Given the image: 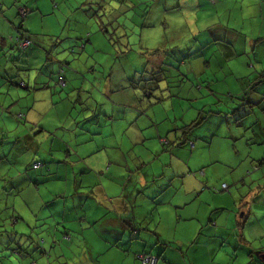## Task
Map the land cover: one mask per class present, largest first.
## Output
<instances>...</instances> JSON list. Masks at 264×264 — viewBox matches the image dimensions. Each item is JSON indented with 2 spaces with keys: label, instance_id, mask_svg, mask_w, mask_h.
Segmentation results:
<instances>
[{
  "label": "crops",
  "instance_id": "obj_1",
  "mask_svg": "<svg viewBox=\"0 0 264 264\" xmlns=\"http://www.w3.org/2000/svg\"><path fill=\"white\" fill-rule=\"evenodd\" d=\"M15 1L0 0V44L4 47L11 45L5 38L17 34L19 8L12 7ZM34 1L36 5L28 3L34 11L25 20L22 32L34 39L28 52L31 65L37 68L29 67L32 71L23 74L25 82L17 74L11 84L15 92L25 88L36 95L30 112L39 120L55 112L58 115V107H51L55 99L48 74L37 70L49 66L53 73L62 62H67L64 52L73 44L64 43L58 35L52 36L50 45L43 42L42 37L46 35L32 29L28 21L48 12L51 1ZM61 1L65 5L66 2ZM158 2L169 25L180 27L169 35L168 42L163 40L159 44L160 49H166L158 50L160 53H170L158 56L155 61L159 63L158 70L161 66L175 70L174 65L179 64L177 77L182 84L187 76L181 68L197 60L209 65L213 62V50L218 52L214 63L219 68L230 67V62L234 61L246 69H254L255 75L238 79L242 81V90L237 91L238 101L231 103L226 114L219 112L221 121L211 118L209 137L205 133H194L196 139H193L180 131L173 137V148L164 151L169 155L162 158L150 154L152 158L148 162H139L136 167L123 151L129 152L139 145L132 138L133 113L128 116V101L123 99L120 101L125 104L119 110V100L109 98L111 90L106 86L101 95L105 102L94 101L92 115H86L81 131L91 137L99 135L102 144L89 150L92 138L79 141V145L84 144L88 150L80 155L81 160L95 169L85 167L83 174H91L89 179L95 180L94 185L90 191L70 194L79 198L71 205L64 201L58 210L45 213L42 209L47 207L45 202L42 208L34 211L30 229L19 238L24 241L30 236L41 255L36 252L29 258H20L23 264H143L137 257L139 254L157 256V264H264V105L242 102L249 89L244 80L255 79L264 71V0ZM200 21H206L204 28L199 27ZM78 44L76 42L75 46ZM181 48L186 57L181 54ZM176 53L182 58L177 59L176 64L167 63V56ZM251 53L255 61H251ZM66 64L71 69L70 63ZM170 74L173 72L165 71L167 80ZM163 82L170 84L161 80L154 94L163 95L161 92L166 90H160ZM136 88L144 97L154 98L146 96L143 87ZM7 92L11 94V90ZM253 94L256 97L264 95L262 88L257 87ZM169 95L172 96V92ZM258 109L262 112L255 114ZM7 110L6 113L10 112ZM118 120H121V152L110 155L106 151L110 148L107 141L111 139L115 146L118 145ZM218 125L219 128L228 127L226 135H219ZM135 129L142 128L136 124ZM41 132L42 128L35 125L30 134L35 137ZM138 142L142 141L138 138ZM113 149L118 152V148ZM42 176L37 173L30 176V189H39ZM224 183L228 184V190L211 191L214 187L221 189ZM88 186L87 178L82 179L80 188ZM31 195L35 193L31 191Z\"/></svg>",
  "mask_w": 264,
  "mask_h": 264
},
{
  "label": "rangeland",
  "instance_id": "obj_2",
  "mask_svg": "<svg viewBox=\"0 0 264 264\" xmlns=\"http://www.w3.org/2000/svg\"><path fill=\"white\" fill-rule=\"evenodd\" d=\"M50 1V10L44 15H35L28 24L36 32L46 35L42 37L46 45L52 43V36L55 35L60 36L64 43L70 41L72 47L77 42L74 43L73 39H78L79 43L75 48L76 55L71 53V49L64 52L68 56L66 63L71 65V69L68 66L67 70L62 71L66 78L65 86L58 85L59 68L53 73L49 66L37 70L48 74L47 79L51 82L55 99L51 107H58V115L55 112L38 120V116L30 112V104L36 95H31L25 88L15 92L11 83L17 74L21 73L23 78L24 73L32 71L29 67H35L31 65V53L22 55L21 63L14 66L13 51L8 52L15 43L7 44L6 47L0 44V264H23L24 260L20 258H29L36 252L41 255L30 238L23 241L17 235L30 229L34 211L42 208L45 202L47 207L42 208L45 213L51 209L58 210L64 201L71 205L79 198L70 194L90 191L94 185L95 180L89 179L91 174H83L85 167H90L93 171L95 169L81 160L80 155L88 150L84 144L79 145V141L92 138L89 150L102 144L99 135L91 137L87 132L81 131L84 130L83 120L86 115H92L94 101L105 102L101 95L106 86L111 90L109 98L119 100V110L125 104L120 101L123 99L128 101V116L133 113L132 138L139 145H135L129 152L125 149L123 151L129 162L136 167L139 162H148L152 156L159 155L163 158L169 155L164 154V151L173 148V137L180 131L193 139H196L194 133H205L209 137L211 118L221 121L219 112L226 114L231 103L238 101L237 91L242 90V81L238 79L256 73L254 69H246L241 63L234 61L230 62V67L219 68L214 63L218 52L212 50L213 62L209 65L197 60L192 65L181 68V72L187 76L181 84L177 77L179 64L176 63L182 55L187 56L182 54L181 48L182 55L176 53L167 56L166 62L176 65L175 70L163 68L173 74H170L169 85L167 82L160 85V90L166 88L161 92L163 95L160 92L154 94L160 101L148 99L136 87H145L146 84L150 87L152 82L149 81L151 77L148 72L158 71L159 63L155 61L160 54L169 55L166 51H158L166 50L160 49L159 44L163 40L168 42L169 35L180 29L169 25L158 0H64L65 5L61 0ZM26 2L36 5L37 1L21 0L22 5ZM58 5L59 8L55 9ZM205 25L206 21H200V28ZM192 27L196 29L194 24ZM159 35L161 37L158 39ZM5 39H8L7 42L11 40L10 37ZM186 40L189 41L190 38L187 37ZM84 46L85 49H82ZM249 55L252 57L251 61H255L253 54ZM243 58L249 63L246 56ZM262 58L264 59V54ZM166 62L163 61V64ZM131 79H134V84ZM252 80L254 79L248 81L246 78L244 81L251 87L254 84L251 83ZM257 88H262L264 94V82L258 84ZM8 90H11L10 95L7 94ZM170 92L172 96L169 95ZM243 99L264 105V95L256 97L251 89H248ZM7 109L10 112L6 113ZM261 112L258 109L255 114ZM253 119L256 120L255 115ZM136 124L142 128L140 131H134ZM35 125H39L42 132L34 137L30 131ZM218 129H221L220 136L226 135L228 131V127L219 128V125ZM116 132L118 145L115 146L111 139L107 141L110 148L106 151L110 155L121 152V120L117 121ZM138 138L143 143L138 142ZM114 147L118 148V152ZM37 162L41 166L32 169ZM108 167L109 164L105 169ZM19 173L22 176L26 173L30 176L42 174L43 182L39 189H30L31 178H22ZM94 174L97 182V175L95 172ZM86 178L89 188H80L82 179ZM221 189L214 187L211 191ZM31 191L35 193L34 196ZM41 247L44 248L43 245Z\"/></svg>",
  "mask_w": 264,
  "mask_h": 264
},
{
  "label": "trees",
  "instance_id": "obj_3",
  "mask_svg": "<svg viewBox=\"0 0 264 264\" xmlns=\"http://www.w3.org/2000/svg\"><path fill=\"white\" fill-rule=\"evenodd\" d=\"M15 1V0H14ZM13 1V2H14ZM34 1V0H33ZM35 2V1H34ZM28 3L29 2H26V4L25 5H22L21 4V0H16L15 1V3L12 5V7H14V5L17 7V8H19V10H18V13H17V17H18V25H17V34L15 35V36H13V37H10L11 38V40H10V42H11V44L12 43H15L14 44V46H13V48H12V51H13V57L14 58H12V61L13 62H15L16 64L17 63H21V56L22 55H26V52H28L29 50V48L32 46V44H33V41H34V39H33V37L31 36V35H27V34H24L22 31H23V28H24V25H25V20L27 19V17H29V15H30V12L31 11H34V8L32 7V6H28ZM30 4V3H29ZM82 5H84V4H82ZM105 29V28H104ZM107 34H108V31L105 29L104 30ZM60 37V36H59ZM59 37H58V39H59ZM109 39V38H108ZM77 42H78V39H75ZM73 45H71V47L69 48V49H71L72 51H71V53L73 54V55H76L77 53H76V50H75V48H77V46H74V47H72ZM78 46H79V44H78ZM80 48V47H79ZM68 49V50H69ZM83 49V48H82ZM167 53H170V52H167ZM168 55V54H167ZM68 67V64H66V62H62L61 63V65H60V67H59V71H58V85H60V86H62L60 83H59V78L60 77H62L64 80L66 79L64 76V74L62 73V71H65V70H67L66 68ZM27 73V72H26ZM25 74V73H24ZM148 74L150 75V77H151V79L149 80V81H151L152 83H151V85H150V88H148V85L146 84V86L145 87H143V89H144V92H145V95L146 96H149L150 98L151 97H153L154 96V92H156V87H157V85H158V83H160L161 82V80L163 81V79L164 80H166V81H168L167 80V77H166V75H165V71L160 67L159 68V70L157 71V72H154V71H151L150 70V72H148ZM19 76L21 77L22 76V74L21 73H19ZM165 76V77H164ZM14 79H16V78H14ZM21 79L25 82L26 80H25V78L23 77H21ZM139 81H142V80H138V82ZM249 81V80H248ZM66 82V81H65ZM257 82V83H256ZM264 82V71H261V73L254 79V80H252L251 81V83H254L253 85H251V87L249 88V89H251V91H253V90H255L256 89V87H257V85L258 84H261V83H263ZM133 83H134V80H133ZM15 84H17L18 85V82H16ZM26 84H28V82H26ZM138 83H135V85H137ZM29 85V84H28ZM58 87V86H57ZM28 89H31L30 87H27ZM42 88H44V87H40L39 89H42ZM47 88V87H46ZM37 89V88H36ZM45 89V88H44ZM46 90V89H45ZM155 98V97H154ZM156 100H158V101H160V99H158V98H155ZM243 101V103H245L246 105H255V103H252L250 100H247V101H244V99H242ZM244 104V105H245ZM244 116H242L240 119H242ZM38 165H39V167L41 166V164H40V162H37V163H35L33 166H32V169H37L38 168ZM19 176H22V173H19L18 174ZM22 177H27V178H30V176H29V174L28 173H26V175H24V176H22ZM30 182V181H29ZM221 190H223V189H221ZM216 191V190H215ZM223 191H225V190H223ZM18 235V237H20L21 236V233H18L17 234ZM26 237H28V235L26 236ZM28 238H30V236L28 237ZM36 249H38V246H37V248ZM19 254H21V253H19ZM22 255V254H21Z\"/></svg>",
  "mask_w": 264,
  "mask_h": 264
},
{
  "label": "built area",
  "instance_id": "obj_4",
  "mask_svg": "<svg viewBox=\"0 0 264 264\" xmlns=\"http://www.w3.org/2000/svg\"><path fill=\"white\" fill-rule=\"evenodd\" d=\"M210 1L214 2L215 0H210ZM59 83L62 86H65V84H66L65 80L62 77L59 78ZM38 167H39V165H38ZM222 189L226 191V190H228V186H226L224 184L222 186ZM137 257L143 264H157L158 259H159L157 256H154L151 254H139Z\"/></svg>",
  "mask_w": 264,
  "mask_h": 264
}]
</instances>
